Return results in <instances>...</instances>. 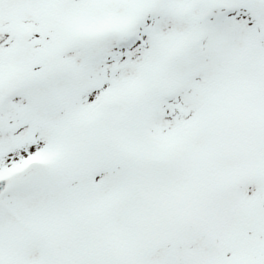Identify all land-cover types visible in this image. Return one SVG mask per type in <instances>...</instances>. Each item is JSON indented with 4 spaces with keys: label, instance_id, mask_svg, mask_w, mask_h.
Segmentation results:
<instances>
[{
    "label": "snow or ice",
    "instance_id": "1",
    "mask_svg": "<svg viewBox=\"0 0 264 264\" xmlns=\"http://www.w3.org/2000/svg\"><path fill=\"white\" fill-rule=\"evenodd\" d=\"M0 264H264V0H0Z\"/></svg>",
    "mask_w": 264,
    "mask_h": 264
}]
</instances>
